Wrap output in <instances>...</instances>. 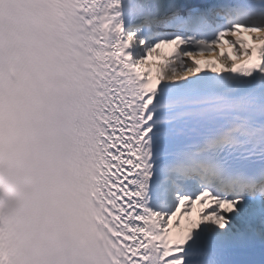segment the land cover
Here are the masks:
<instances>
[{"label":"snow or ice","instance_id":"6c2138e0","mask_svg":"<svg viewBox=\"0 0 264 264\" xmlns=\"http://www.w3.org/2000/svg\"><path fill=\"white\" fill-rule=\"evenodd\" d=\"M0 264H264V0H0Z\"/></svg>","mask_w":264,"mask_h":264},{"label":"bare ground","instance_id":"6f19581e","mask_svg":"<svg viewBox=\"0 0 264 264\" xmlns=\"http://www.w3.org/2000/svg\"><path fill=\"white\" fill-rule=\"evenodd\" d=\"M250 41H251V39H250ZM225 50H227L229 52V54H231V52H230L229 49L226 48ZM162 51H163V49H162ZM217 64L219 65V63H217ZM198 208H199V204L196 205V209H198ZM185 219H187V218L185 217ZM192 219L193 220L197 219V214H196V211L195 210L192 213ZM182 224H184V222H182Z\"/></svg>","mask_w":264,"mask_h":264},{"label":"rangeland","instance_id":"374dc122","mask_svg":"<svg viewBox=\"0 0 264 264\" xmlns=\"http://www.w3.org/2000/svg\"><path fill=\"white\" fill-rule=\"evenodd\" d=\"M165 54H166V53H165ZM182 222H184V223H185V222H186V219L184 218V220H182Z\"/></svg>","mask_w":264,"mask_h":264}]
</instances>
